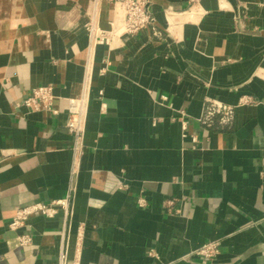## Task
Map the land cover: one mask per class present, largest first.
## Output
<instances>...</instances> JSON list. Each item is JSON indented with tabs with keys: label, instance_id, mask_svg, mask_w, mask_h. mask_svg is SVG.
<instances>
[{
	"label": "crops",
	"instance_id": "1",
	"mask_svg": "<svg viewBox=\"0 0 264 264\" xmlns=\"http://www.w3.org/2000/svg\"><path fill=\"white\" fill-rule=\"evenodd\" d=\"M150 11L155 31L107 47L86 27L110 29L111 0H0V264H55L61 212L8 224L69 190L70 264H264V0ZM40 86L52 111L22 103ZM68 99L85 103L78 141ZM208 99L235 106L230 124L199 122Z\"/></svg>",
	"mask_w": 264,
	"mask_h": 264
},
{
	"label": "built area",
	"instance_id": "2",
	"mask_svg": "<svg viewBox=\"0 0 264 264\" xmlns=\"http://www.w3.org/2000/svg\"><path fill=\"white\" fill-rule=\"evenodd\" d=\"M197 0H189L194 3ZM112 19L110 29L103 30L97 25L89 24L87 33L93 45L112 47L124 35L134 36L145 29L155 31V20L150 11L151 0H111ZM171 11H169L170 13ZM54 99L51 86H40L31 90L30 95L23 100V105L29 111H52ZM244 99L241 103H249ZM235 106L226 105L216 100L205 101L199 122L206 127H211L217 120L220 125H228L233 119ZM85 116V103L82 99H68V121L66 128L75 141L81 139L83 126L81 121ZM73 196L69 190L59 199L50 202H34L18 209L8 224L10 231H18L26 226L29 217L40 215L46 219L53 218L57 213L63 215V227L58 233L59 245L55 264H70L68 259L67 231L72 218ZM264 219V217L262 218ZM21 246L31 243V234L24 233L16 237ZM219 252L218 242H209L194 251L195 255L206 259H213ZM78 264V263H72Z\"/></svg>",
	"mask_w": 264,
	"mask_h": 264
}]
</instances>
